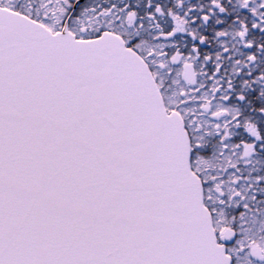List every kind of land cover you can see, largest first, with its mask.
<instances>
[{
    "label": "snow or ice",
    "instance_id": "obj_1",
    "mask_svg": "<svg viewBox=\"0 0 264 264\" xmlns=\"http://www.w3.org/2000/svg\"><path fill=\"white\" fill-rule=\"evenodd\" d=\"M0 264H264V0H0Z\"/></svg>",
    "mask_w": 264,
    "mask_h": 264
}]
</instances>
